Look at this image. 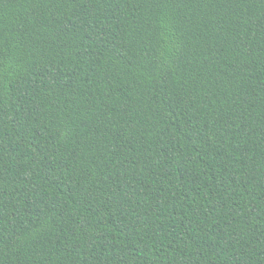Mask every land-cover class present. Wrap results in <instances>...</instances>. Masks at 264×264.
<instances>
[{
  "label": "trees",
  "instance_id": "1",
  "mask_svg": "<svg viewBox=\"0 0 264 264\" xmlns=\"http://www.w3.org/2000/svg\"><path fill=\"white\" fill-rule=\"evenodd\" d=\"M0 264H264V0H0Z\"/></svg>",
  "mask_w": 264,
  "mask_h": 264
}]
</instances>
